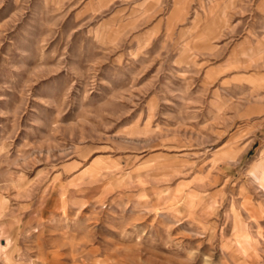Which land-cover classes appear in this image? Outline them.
Returning <instances> with one entry per match:
<instances>
[{
    "label": "rangeland",
    "instance_id": "obj_1",
    "mask_svg": "<svg viewBox=\"0 0 264 264\" xmlns=\"http://www.w3.org/2000/svg\"><path fill=\"white\" fill-rule=\"evenodd\" d=\"M264 0H0V264H264Z\"/></svg>",
    "mask_w": 264,
    "mask_h": 264
},
{
    "label": "bare ground",
    "instance_id": "obj_2",
    "mask_svg": "<svg viewBox=\"0 0 264 264\" xmlns=\"http://www.w3.org/2000/svg\"><path fill=\"white\" fill-rule=\"evenodd\" d=\"M259 177L258 179L262 180L264 182V164H261L259 168L257 169Z\"/></svg>",
    "mask_w": 264,
    "mask_h": 264
}]
</instances>
